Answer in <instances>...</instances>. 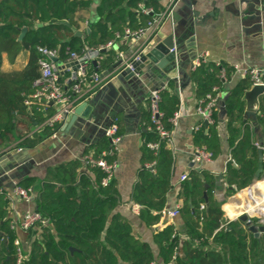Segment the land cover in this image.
<instances>
[{
  "label": "trees",
  "instance_id": "1",
  "mask_svg": "<svg viewBox=\"0 0 264 264\" xmlns=\"http://www.w3.org/2000/svg\"><path fill=\"white\" fill-rule=\"evenodd\" d=\"M91 3L90 0H0V146L15 144L19 148H33L60 128L59 125L52 129L45 127L40 134H31L34 123L42 125L54 113L50 108L44 114L36 105H26L36 93L35 83L41 76L40 48L57 50L58 59L64 64L70 53L83 57L89 50L105 49L102 56L108 55L100 57L98 63L108 70L117 57L107 51V45L118 36H125L126 30L146 29L157 14H143V0H99L97 21L89 25L90 32L84 38L75 37L72 28L80 30L77 15ZM144 6L148 8L152 4ZM52 21H67L71 27L45 26ZM40 24L43 27H39ZM23 29L27 32L20 40ZM23 52L29 53L23 69L1 70L4 55L14 64ZM234 72L225 64L206 62L190 73L198 108H206L208 96L217 100L208 136L200 134L197 138L198 147L209 152L212 159L220 152L218 126L222 112L218 103L225 83ZM71 86L72 83L68 88ZM251 86L250 78L245 77L225 101L223 116L227 119L232 159L226 174V197L254 183L260 150L255 144L264 146V98L259 117L260 139L255 128L243 120V96ZM216 88L219 90L215 91ZM176 89L177 82L173 80L160 89L158 109L161 124L167 131L173 129L174 116L181 109ZM23 116L26 120L20 122ZM151 117V100L148 99V133L144 144L147 165L139 172L132 198L133 203L141 207L140 220L153 229L163 217L167 196L173 188L174 156L168 144L160 142L157 125ZM157 142H160L159 150L149 148V144ZM92 157H102L107 165L114 166L115 147L109 139L103 138L95 146ZM152 164H155L154 172L150 168ZM108 176L105 170L85 164L84 160L48 169L35 201L36 211L49 225L39 226V239L32 242L22 264H264V234L256 237L240 219L225 224L223 203L213 194L216 181L208 173L193 170L183 182L179 222L169 224L153 236L158 254L149 243L134 235L125 217L115 213L120 199L114 178L103 184ZM37 183L36 178H26L18 187L33 189ZM9 211L10 200L5 193H0V234L7 238L6 244L0 236V264H17L19 259L16 231L11 229ZM257 222L253 220L252 224L258 226Z\"/></svg>",
  "mask_w": 264,
  "mask_h": 264
},
{
  "label": "crops",
  "instance_id": "2",
  "mask_svg": "<svg viewBox=\"0 0 264 264\" xmlns=\"http://www.w3.org/2000/svg\"><path fill=\"white\" fill-rule=\"evenodd\" d=\"M90 1H92L91 6L81 9L77 15V18H80V30H76L83 33L81 38L88 33L89 25L97 21L96 9L99 0ZM252 1L183 0L159 31L164 36H173L175 42L180 44V59L185 64V68L178 69L176 92L181 99V115L171 130L172 145L168 147L174 156L173 188L167 196L163 217L157 226L150 229L143 224L139 218L141 207L133 203L132 198L139 172L147 165L144 144L145 135L148 133L146 114L150 92L166 88L173 80H170L168 75L153 70L151 66H146L137 76V83L133 80H118L116 76L107 80L88 102L92 111L86 124L82 125V119H79L65 131L63 126L56 137L48 138L33 148H19L15 144L7 147L0 146V193H5L10 200L9 219L20 221L23 215L35 211V198L39 194L40 182L45 178L48 169L64 166L72 161L84 160L85 156H92L95 146L106 138V130L115 123L119 127L121 138L115 146L116 164L113 178L116 181L120 199V205L115 213L125 217L131 223L134 235L141 241L149 243L157 254L153 236L169 224L179 222V216L172 219L169 213L181 208L183 182L180 181V177L189 176L193 170L204 171L215 179L213 194L219 202L223 203L225 224L238 220L244 214H249L244 210L250 207L253 201L262 200L264 196V181L261 180L231 197H226L228 189L226 174L232 159L227 119L222 114L218 126L219 154L209 163L196 164V168L190 167L194 153L199 149L197 138L201 135L208 136L211 125L208 123L206 127V121L197 114L198 102L190 73L195 69L197 62L203 58L207 60V63L225 64L235 70L221 92L218 103L220 108L221 102H225L230 93L244 80L245 77L239 70L261 67L264 64V12L252 11ZM146 3L152 4L148 8H152L155 13H160L165 9L168 0H143L141 8L146 7L144 6ZM146 39L147 35L137 39L127 35L118 36L112 42L113 47L108 48L107 51L117 57L114 61L116 63L119 58H129ZM107 55L101 54L99 58H106ZM28 60V52L21 53L14 64L9 63L4 55L1 70L11 72L23 69ZM86 67L91 73L95 70L92 60L88 61ZM110 69L102 68L103 73ZM60 76L65 86L71 84L69 83L72 76L70 69H66ZM180 79L183 80L182 86ZM252 88L253 86L243 96L244 115L248 110H256L258 126L255 130L260 139L262 136L259 117L261 101L264 97H258L256 102L248 100L246 93ZM50 107V110L54 111L53 106ZM43 113L46 114V111ZM25 120L24 116L19 119L20 122ZM244 123L252 126L249 121ZM41 130V125L34 123L31 134H40ZM18 149L23 151L20 152ZM26 178L38 180L33 188V200L30 202L13 194L14 184ZM27 234L20 229L16 230L17 240L23 246L26 245Z\"/></svg>",
  "mask_w": 264,
  "mask_h": 264
},
{
  "label": "built area",
  "instance_id": "3",
  "mask_svg": "<svg viewBox=\"0 0 264 264\" xmlns=\"http://www.w3.org/2000/svg\"><path fill=\"white\" fill-rule=\"evenodd\" d=\"M183 0H168V3L165 9L157 13L154 16V19L149 22L148 27L139 32H131L130 30H126V35L130 38H140L141 36H146V42L153 40V38L159 33L163 24L166 20L172 17L177 5ZM142 13L145 15H154L155 11L152 8L142 7ZM113 43H109L107 45L108 48H112ZM41 60L39 62L41 69L40 79L35 83L37 87L36 93L26 102V105L29 107L31 105H36L38 109L41 111H46L48 108H51L52 105L54 108V113L50 116L42 125L41 128H55L57 125L60 128L52 135V137H56L60 132L61 128L67 121V118L74 114L75 109L82 104L88 103L96 91L105 84L107 80H110L112 77L114 78L117 74H109L107 76H103V70L101 65L98 63V66L95 67L94 72H90L87 67L81 66L77 80L72 82V86L68 88L65 86L61 80V72L57 67L56 63L51 61V58H59L57 50H50L47 48H40ZM143 48H139L129 59H126L127 67L131 68L132 61H138L140 54L142 53ZM82 57H80L76 53H70L69 58L65 64H70L72 62L80 61ZM207 60L205 58L200 59L195 68L201 66L202 63H206ZM237 71V70H236ZM240 73L244 77H249L252 83V86H261L264 88V64L261 67L249 68L245 70H239ZM112 75V76H110ZM219 90L218 88L215 91ZM149 99L151 100V111H152V122L157 125V131L160 135V142L165 141L168 144V147L172 145V134L171 131H167L163 128L161 124V114L158 109V101L160 100V90H154L150 92ZM209 103L206 108H197V114L203 117L205 121L209 124H213L211 120V114L213 107L216 105V99L208 96ZM180 111L175 114L173 122L175 123L180 118ZM105 136L109 139L112 145L115 147L120 142L121 138L119 136V127L115 123L109 129L106 130ZM160 142L149 144V148L153 150H159ZM255 146L260 150H264V146L256 143ZM18 151H23V149H18ZM105 155V154H103ZM212 161V156L209 152H207L203 148H199L195 151L193 157V163H209ZM85 164H90L93 166H97L102 168L108 173V178L103 181V184L106 185L112 178L113 172L115 170L114 166L107 165L106 161L100 157L99 159H94L92 156L84 158ZM154 165H150L151 170L154 172ZM188 180V175H182L180 177L181 182H185ZM264 181V180H263ZM13 194L22 198L26 202H30L33 200V189H22L18 187V184H14ZM201 208L204 209V205H201ZM249 215V222L256 219H260L261 216ZM169 216L172 219H176L179 216V210H175L169 213ZM258 217V218H257ZM263 220V219H262ZM49 225V221L43 219L39 212L32 211L28 212L22 216L21 220L11 221V229L12 230H22L24 233H28L31 230L42 226L46 227ZM253 225V224H252ZM15 245L19 248V259L17 264L23 263L22 249L20 241H16Z\"/></svg>",
  "mask_w": 264,
  "mask_h": 264
},
{
  "label": "water",
  "instance_id": "4",
  "mask_svg": "<svg viewBox=\"0 0 264 264\" xmlns=\"http://www.w3.org/2000/svg\"><path fill=\"white\" fill-rule=\"evenodd\" d=\"M252 11H257L258 13L264 12V0H253L252 1ZM259 9V10H258ZM48 25H64L67 27H71V25L67 21H52ZM39 27H43V25H39ZM75 37L81 38L83 33L77 31L72 28ZM27 30L23 29L20 35V40L25 36ZM90 31L88 30V33ZM140 48H143L142 53L140 54L138 61H132L131 68L127 67L126 59L119 58L118 61L113 65V67L103 74V76H107L109 74H117L116 77L118 80L126 79L133 80L137 83V76L142 73L143 69L146 66H151V68L155 71H159L162 74L168 75L169 79H173L174 81L178 78V69L185 68V64L180 59L181 48L178 42H175L173 36H164L162 33L156 35L153 40L148 42H142ZM105 49L100 50H89L80 61L72 62L70 64H64L59 61L57 58H51V61L56 63L59 68L61 74L64 73L66 69H70L72 71V76L69 83H72L77 80L78 71L81 66L86 67L88 61L92 60V64L94 67L98 66L99 56L105 53ZM132 56V55H131ZM130 56V57H131ZM129 57V58H130ZM127 58V59H129ZM181 86L183 80H179ZM263 96L264 97V88L261 86H254L249 92L246 93V98L250 101H257V98ZM222 115H225V102H221L220 104ZM92 107L86 103L82 104L75 109L74 114L70 115L67 118V121L64 125V131L68 126L73 125L78 122L79 119H82V125L86 124V121L91 117ZM244 121H249L254 128L258 126L257 112L256 110H248L245 112ZM205 126H208V122H205ZM262 145V144H261ZM264 152L263 150H259V164L258 169L254 177V183L256 184L261 180H264V166H263ZM191 168H196V165L192 163L190 165ZM200 170V168H197ZM205 200L208 202L207 196L205 195ZM242 222H245L248 226L250 232H252L256 237L264 234V226L252 225L249 222V215L244 214L239 217ZM3 237L4 242L7 244V238L4 234H0ZM74 251V249H71Z\"/></svg>",
  "mask_w": 264,
  "mask_h": 264
},
{
  "label": "rangeland",
  "instance_id": "5",
  "mask_svg": "<svg viewBox=\"0 0 264 264\" xmlns=\"http://www.w3.org/2000/svg\"><path fill=\"white\" fill-rule=\"evenodd\" d=\"M253 186V185H252ZM264 198V196H263ZM259 217V216H258ZM263 219V220H262ZM258 222V226H264V216H261L260 219H256ZM37 230V231H36ZM35 231H32L27 234L28 239L26 241V245L23 246L21 243V249H22V256L25 259V254H27L29 247L31 246L32 242L36 241L39 239L40 236V227H37ZM24 261V260H23Z\"/></svg>",
  "mask_w": 264,
  "mask_h": 264
},
{
  "label": "bare ground",
  "instance_id": "6",
  "mask_svg": "<svg viewBox=\"0 0 264 264\" xmlns=\"http://www.w3.org/2000/svg\"><path fill=\"white\" fill-rule=\"evenodd\" d=\"M244 211L254 216H264V198L262 200L253 201L252 205Z\"/></svg>",
  "mask_w": 264,
  "mask_h": 264
}]
</instances>
